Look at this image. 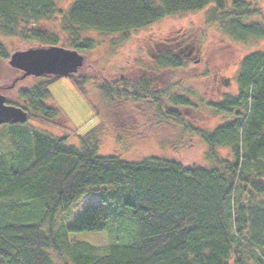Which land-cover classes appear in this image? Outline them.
Returning a JSON list of instances; mask_svg holds the SVG:
<instances>
[{"label":"trees","instance_id":"16d2710c","mask_svg":"<svg viewBox=\"0 0 264 264\" xmlns=\"http://www.w3.org/2000/svg\"><path fill=\"white\" fill-rule=\"evenodd\" d=\"M258 1L72 0L63 13L57 0H0V36L58 47L57 36L39 29L41 22L58 16L70 37L67 49L81 54L94 47L91 40L80 39L81 31L126 38L165 18L210 6L207 21L217 23L234 41L246 43L264 38L263 25L252 22L264 23V12L253 7ZM8 59L0 44L1 65ZM153 63L155 71L183 67L169 52ZM67 78L85 92L84 79ZM236 83V96L210 106L216 114L235 119L210 133L188 126L176 112L164 111L151 95L165 119L204 144L209 168H186L169 159L131 163L101 157L90 134L82 136L76 148L66 145L65 138L27 127V122L0 126V140L5 138L9 145L8 151L0 150V264H54L48 252L69 264H264V54L242 60ZM49 84L47 80L20 89L6 104L20 108L21 103L27 121L62 128L55 123L62 118L47 104ZM117 85L137 99L151 87L146 80L140 87L124 81ZM99 90L110 98L106 86ZM173 103L187 105L181 98ZM4 126L10 127L7 137ZM220 148L230 150V159L218 155ZM99 189L105 194L103 203L124 201L137 223V242L101 249L68 240L70 234L106 231L109 218L101 206L88 207L65 229L60 219L85 194ZM32 203L38 204L36 213ZM56 224L62 233L54 231Z\"/></svg>","mask_w":264,"mask_h":264},{"label":"rangeland","instance_id":"374dc122","mask_svg":"<svg viewBox=\"0 0 264 264\" xmlns=\"http://www.w3.org/2000/svg\"><path fill=\"white\" fill-rule=\"evenodd\" d=\"M71 3L72 0H57V9L64 13ZM253 7L264 12V0H259ZM211 11L209 6L198 12L168 17L150 27L133 31L126 38L119 34L81 31L80 39L91 40L94 44L91 52L81 53L84 63L74 75L77 80L84 79L85 92L80 91L69 78L52 81L51 76L26 78L11 91H3L1 88L10 85L21 73L12 70L7 62L0 63L1 94L14 101L20 89L49 80L47 104L57 110L66 123L62 119L55 121L62 127L57 129L52 123L34 119L27 121V127L65 138L66 145L76 148L80 146V138L90 134L97 141V153L101 157H117L131 163L148 158L169 159L186 168H209L211 164L206 160L204 144L195 134L165 119L151 95L158 98L164 111L176 112L180 120L195 130L210 133L235 119L234 115L216 114L210 106L237 95L236 78L240 64L251 54H264V38L251 39L246 43L234 41L220 31L217 23L207 21ZM252 22L264 27L259 19H252ZM39 29L57 36L58 47H69L70 37L63 30L60 17L41 22ZM0 44L9 55L15 51L43 47L34 42L22 43L15 38L1 36ZM168 52L180 58L183 67L153 70V61ZM143 80L150 82L151 87L143 89L147 92L141 93L139 99L134 98L130 91L123 92L125 87L117 85L124 81L140 87ZM101 86L111 90L110 98L102 95ZM118 92L123 93L117 96ZM178 98L186 100L187 105L174 104ZM17 105L24 108L21 103ZM3 130L4 137H7L10 127L4 126ZM4 148L8 151L9 145L5 138H1L0 150ZM217 153L223 159L231 157L228 148H220ZM103 191L88 192L60 219L65 229L88 207L101 206L109 218L106 231L70 234L68 240L101 249L113 244L124 246L137 242V223L131 211L124 206V201L116 198L103 203ZM31 206L32 212L36 213L38 204L32 203ZM63 229L58 224L54 227L58 233ZM48 256L54 264H69L53 252H48Z\"/></svg>","mask_w":264,"mask_h":264},{"label":"water","instance_id":"95a60500","mask_svg":"<svg viewBox=\"0 0 264 264\" xmlns=\"http://www.w3.org/2000/svg\"><path fill=\"white\" fill-rule=\"evenodd\" d=\"M7 63L12 70L20 72L21 76L5 88L6 91L11 90L18 82L26 78L72 76L82 68L84 57L74 50L61 47H37L12 53ZM26 122V112L18 107L7 105L0 91V126L23 125Z\"/></svg>","mask_w":264,"mask_h":264}]
</instances>
